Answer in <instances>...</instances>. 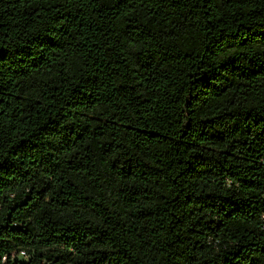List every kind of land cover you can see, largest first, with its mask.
Returning a JSON list of instances; mask_svg holds the SVG:
<instances>
[{
    "label": "trees",
    "instance_id": "16d2710c",
    "mask_svg": "<svg viewBox=\"0 0 264 264\" xmlns=\"http://www.w3.org/2000/svg\"><path fill=\"white\" fill-rule=\"evenodd\" d=\"M0 264H264V0H0Z\"/></svg>",
    "mask_w": 264,
    "mask_h": 264
},
{
    "label": "built area",
    "instance_id": "2783aa9c",
    "mask_svg": "<svg viewBox=\"0 0 264 264\" xmlns=\"http://www.w3.org/2000/svg\"><path fill=\"white\" fill-rule=\"evenodd\" d=\"M21 255H22L24 258L27 257L26 254H25L24 252H21Z\"/></svg>",
    "mask_w": 264,
    "mask_h": 264
}]
</instances>
